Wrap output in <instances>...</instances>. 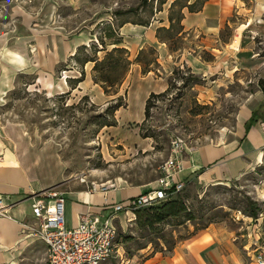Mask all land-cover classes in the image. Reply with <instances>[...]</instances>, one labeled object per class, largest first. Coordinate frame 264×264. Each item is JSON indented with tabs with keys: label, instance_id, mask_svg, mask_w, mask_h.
<instances>
[{
	"label": "rangeland",
	"instance_id": "374dc122",
	"mask_svg": "<svg viewBox=\"0 0 264 264\" xmlns=\"http://www.w3.org/2000/svg\"><path fill=\"white\" fill-rule=\"evenodd\" d=\"M183 2L177 0L168 15L176 16ZM244 3L217 31L187 32L181 27L176 33L175 25L168 32L160 31V37L174 49L169 50L173 63L169 62L166 71L158 67L157 53L151 46L141 49L139 55L127 52L130 64L115 93H104L96 83L103 95L91 97L69 91L58 99L64 92L46 95L40 94V85L23 87L31 73L19 77L22 72H18L15 87L0 105V139L9 144L14 137L19 148L28 142L35 149L49 146L50 153L65 167L67 181L62 190L84 189L76 178L82 173L97 182L112 180L153 188L174 135L183 139L184 152L218 143L230 136L253 106L264 100L260 86L264 80V6L254 7L248 0ZM153 4L148 0H0V47L17 53L23 60L20 67L34 64L48 74H43L45 78H61L70 88L66 79L70 77L64 70L74 67L80 75L82 67L67 58L60 62H68L66 69L55 71L57 63L47 72L51 57L48 48L60 43L61 36L86 26L88 16L100 13L102 7L109 6L112 20L96 23L91 29L94 35L96 30L105 31L104 22L115 29L124 19L144 22ZM114 38L104 42L110 43ZM85 46L83 52H90L91 42ZM103 54L99 51L96 56L101 58ZM144 62L152 76H164L169 89L166 95L152 100L145 117L148 95L144 94L153 89V83L139 84L138 78L146 73L142 72ZM47 97L49 100L44 99ZM261 115L264 119V111ZM143 133L151 136L142 137ZM179 193L192 210L194 220L179 224L168 221L148 231L139 228L134 213L130 220L121 217L115 223L117 255L102 264H142L154 253L170 252L173 242L208 220L230 231L244 252L254 256L264 251V147L259 161L236 178L202 181L193 177L187 179ZM251 210L254 218L248 215ZM161 234L165 239L160 238ZM30 239V245L18 250L16 264H44V244Z\"/></svg>",
	"mask_w": 264,
	"mask_h": 264
},
{
	"label": "crops",
	"instance_id": "0c3cea01",
	"mask_svg": "<svg viewBox=\"0 0 264 264\" xmlns=\"http://www.w3.org/2000/svg\"><path fill=\"white\" fill-rule=\"evenodd\" d=\"M144 3L147 0H143ZM154 3L152 11L144 22L124 19L117 27L121 37L120 45L128 54H135L148 46L153 47L157 53L158 67L165 70L171 61V52L166 43L156 37L158 27H168V9L174 0H148ZM195 0H184L191 4ZM200 1V0H199ZM252 6H264V0H248ZM245 0H203L200 9L194 12L181 7L182 17L180 25L182 31H196L207 33L217 31L228 16L236 8L245 6ZM139 9V8H138ZM112 11L109 6L102 7L100 13H92L88 16L87 25L60 38V43L54 48H48L51 54L47 72L54 69L55 64L66 61L79 45H87L97 41L92 27L101 20H112ZM114 17V15H113ZM83 22V21H82ZM119 22V23H120ZM178 54L176 58H178ZM183 59V58H182ZM181 61V60H180ZM170 63H173L172 61ZM23 60L8 47H0V105L8 91L15 87L18 72L33 73L34 83L27 85L28 89L37 87L46 95L57 92L71 91L82 95H103L98 84L91 79L93 62L83 64V79L73 89L69 88L65 80L50 77L45 78V71L36 68L34 64L20 67ZM158 70V69H157ZM67 77L74 78L79 75L74 67L64 70ZM152 71L138 78L142 82L153 83V89L149 88L144 97L150 92L165 90L164 76H152ZM48 76V74H46ZM45 79V80H44ZM42 80H44L42 82ZM264 111V100L253 106L248 114L231 132L225 140L218 143H206L194 147L183 155V170L178 177L184 181L197 178L202 181L218 180L226 181L236 178L240 173L256 164L262 156L264 147V119L261 113ZM252 112H256V120L244 131V123ZM13 143H4L0 139V196L8 217L0 216V264H16L19 249L32 243L30 238L20 235V223L30 221V196L38 191L57 186L63 196V217L65 227L77 224L78 216L82 213L102 215L106 212L104 198L111 203H124L127 199L146 192L148 189L138 186H130L118 183L117 188L106 193L99 191L87 192L85 189L70 188L62 190L61 186L67 181L64 175V164L50 153V147L35 149L31 143L17 146L18 139ZM120 216V217H118ZM123 217L117 213L113 223H118ZM142 264H255L253 254L244 252L238 246L235 237L223 225L210 223L208 226L196 230L174 244L170 252L166 254L154 253Z\"/></svg>",
	"mask_w": 264,
	"mask_h": 264
},
{
	"label": "built area",
	"instance_id": "2783aa9c",
	"mask_svg": "<svg viewBox=\"0 0 264 264\" xmlns=\"http://www.w3.org/2000/svg\"><path fill=\"white\" fill-rule=\"evenodd\" d=\"M183 139L174 135L170 140V153L160 166L156 185L144 193L137 194L124 203H109L104 198L106 212L102 215L82 213L78 222L65 227L63 217L62 192L50 187L32 194L29 198L30 221L20 223V235L39 240L45 246L44 264H102L116 257L117 230L113 219L117 213L130 220L134 210L171 197L180 190L185 181L178 177L183 170L182 153L186 148ZM77 180L87 192L106 193L117 188L118 182L112 180L97 182L77 175ZM6 205L0 196V216L8 217ZM255 264H264V251L253 256Z\"/></svg>",
	"mask_w": 264,
	"mask_h": 264
},
{
	"label": "trees",
	"instance_id": "16d2710c",
	"mask_svg": "<svg viewBox=\"0 0 264 264\" xmlns=\"http://www.w3.org/2000/svg\"><path fill=\"white\" fill-rule=\"evenodd\" d=\"M203 0H195L191 4H187L183 2L178 6V11L176 16H172L171 14L168 15V27H158L156 29V37L159 40H162L167 44V48L170 51H173L174 49L170 48L169 44L167 43L166 39H162L159 35L160 31H169L173 29L174 25L176 27V33H178L181 29L180 20L182 17V13L180 12L181 7L185 6L188 11L194 12L200 9L201 2ZM177 2V0H174L173 3L170 5V8L173 7V5ZM118 14H121L122 12H117ZM105 23V31L102 33H99L97 30L95 32L96 36V42H91L90 46V52H83L86 51L85 45H79L76 47L75 51L68 57V62L74 63L76 65H79L80 67L83 66V64L87 61L93 62L92 66V81L94 83H98L104 93H115L117 86L120 84L121 80L123 79L126 71L128 70V66L130 64V61L128 60L127 50L120 46L121 43V37L118 35L117 27L121 25V22L117 24L116 29L109 24V22ZM96 29V26H95ZM94 30V29H93ZM95 31V30H94ZM114 40L110 41V43L104 42V39H109L114 37ZM107 45H111L109 49H107ZM99 51H104V54L101 58H98L96 56V53ZM140 51V50H139ZM137 52L138 55L141 52ZM80 53H82V57H80ZM137 58V56L135 57ZM67 61V60H66ZM67 62V63H68ZM67 63H59L55 67V71L66 69ZM143 70L142 72H146L149 69L146 68L147 63H143ZM62 67V69H61ZM26 75L25 73H20V76ZM31 75V79L27 82H23V87H26L29 84L34 83L35 75L34 74H28ZM68 85L70 88H74L75 85L83 79V70H80V75L77 78H66ZM261 89H264V80L260 81ZM169 89L168 87L159 93L150 92L148 96L145 99L144 102V109L143 114L144 117L148 115V110L150 106L152 105V100L156 97L164 96L168 93ZM44 91L40 92V94H43ZM69 91H66L64 93H61L57 96V98H62L63 96L68 95ZM50 97L44 98L46 100H49ZM119 98V97H118ZM119 106V104L114 105L113 108L116 109ZM256 120V112H252L250 117L245 121L244 123V131L246 132L250 125ZM101 125H110L109 123H102ZM149 137L150 134L143 133L142 137ZM187 180H185L186 182ZM185 184V183H184ZM183 188V187H182ZM181 188V189H182ZM180 189V190H181ZM149 190V189H148ZM180 190L176 191L175 194L171 197L165 198L159 202L150 204L145 207L137 208L134 210V214L136 216V223H138L139 228L146 229L148 231H154L159 227L158 225L168 222V221H176L178 224L183 221H192L194 220L195 216L190 210L184 200L183 196L180 195ZM249 216L252 218L255 217V212L250 211L248 213ZM211 221H206L205 223H202L197 228H194V231L206 227ZM194 231L188 234L191 235ZM186 236V237H188ZM161 239H165L164 235H160ZM185 238V237H184ZM183 239V238H182ZM174 242L169 246L171 249L174 246ZM168 248V250H169Z\"/></svg>",
	"mask_w": 264,
	"mask_h": 264
}]
</instances>
